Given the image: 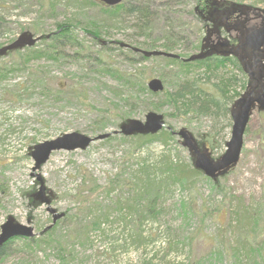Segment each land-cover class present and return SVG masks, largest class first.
Instances as JSON below:
<instances>
[{"label": "rangeland", "instance_id": "374dc122", "mask_svg": "<svg viewBox=\"0 0 264 264\" xmlns=\"http://www.w3.org/2000/svg\"><path fill=\"white\" fill-rule=\"evenodd\" d=\"M144 1L158 11L147 32L149 36L138 34L131 18L106 25L100 6L89 5L81 10L82 0H58L54 9L49 0H0L7 21L5 29H0V48L19 38L23 31L37 36L35 22L40 29L53 31L58 23L74 15L80 20L75 27L78 43L60 47L65 52L57 60L41 57L23 65L16 55L0 54V64L17 67L0 81V232L12 216L33 225L36 233L34 237L14 238L10 243L8 240L0 264H64L52 242H47L68 233L67 216L79 206L77 192H87L93 181L106 185L118 175L120 187L126 186L139 166H166L168 155L181 166H195V153L174 130L190 131L202 150L207 148L200 142L214 134L221 146L206 151L214 159L225 152L232 131L231 115L226 120L221 115L215 118L185 113L183 108L177 110L167 104L162 109L152 108L164 95L142 90L128 76L143 72L147 82L158 77L173 91L197 71L169 62L164 56H144L132 48L148 49L145 42H157L156 49H160L167 31L177 45L174 53L182 57L206 48V30L189 12L195 0ZM227 2L242 9L240 15L247 20H241L239 26L244 31L264 22V0ZM89 21L106 27L100 29V37L90 34ZM27 47L40 50L45 43L38 40ZM260 65L264 71V62ZM212 80L217 82L216 77ZM246 80V89L236 86L240 94L232 99L231 107L253 83L248 74ZM152 110L164 115V129L170 133L166 140L158 137L140 141L132 138L137 135L113 133L85 149L55 150L33 170L36 163L32 152L37 144L73 131L89 136L113 132L125 120H145ZM36 174L47 188L49 206L62 214L55 223L54 213L37 195L40 181ZM122 189L126 193L128 188ZM100 193L106 196L102 190ZM164 198L161 218L136 230L134 223L114 216V221L103 224L102 232L91 233L90 243L73 246L71 264H145L150 257L157 264H264V108L255 105L252 109L238 162L214 179L202 171L186 184L171 183ZM49 225L55 226V232L47 237L42 231ZM136 233L144 236L141 243H137ZM189 234L193 236L190 243L183 239ZM29 239L44 242L36 245Z\"/></svg>", "mask_w": 264, "mask_h": 264}, {"label": "trees", "instance_id": "16d2710c", "mask_svg": "<svg viewBox=\"0 0 264 264\" xmlns=\"http://www.w3.org/2000/svg\"><path fill=\"white\" fill-rule=\"evenodd\" d=\"M173 1L178 3L180 0ZM195 1V7L190 9L189 12L194 13V16L202 24V29L206 30V36L204 38V42H206L208 37L213 33L212 29L214 30L217 27V21L214 25L213 21L211 22L212 15H214L213 13H216V15L220 14L219 10L221 6L227 4V6L230 7L234 4L231 2L234 1ZM57 3L58 0H49V4L53 9ZM80 5H82L80 6L81 10L88 8L89 5H99L104 16H106L103 18L104 20L102 19L106 25L116 24V21L122 18H131L138 29V34L148 36L149 33L147 32H150L158 15V11L153 10L151 4L144 0H125L114 7L106 6L98 0H82ZM5 17V14L0 10V29H5L7 26ZM78 21L80 20L74 15L72 18L58 23L57 28L53 31L40 29L35 22V30L37 32L39 31L38 35H42V43H45V47L40 50H36L34 47H25L24 51L21 50V48H15L9 51L8 54L18 56L20 63L23 65H26L30 60L41 57L57 60L58 55L65 52V50L60 51V47L65 48L67 45L78 43L77 38H75V27H77L76 24ZM88 23L90 27L89 30L91 31L90 34L96 38L100 37V29L106 28L100 26L97 21H89ZM209 32H211L210 35ZM23 33H26V31H23L21 34ZM47 34L50 35L49 38L46 37ZM167 35V39L161 44L160 49L174 52L177 45L173 44L174 40L170 31H167ZM156 43L157 42L149 44L145 42L144 47L151 50L156 49ZM166 59L169 62L178 63V65L186 69L196 70L197 73L193 77L185 78V80L180 81L177 88L173 91H169L167 88L160 93H153L150 91L152 95H164L162 100L153 103L152 108L162 109V107L167 104L174 106L177 110L183 108L185 113L191 112L193 114L213 115L215 118L221 115L224 116L226 120H228L227 116H229V119L231 118V105L229 104L230 102L232 104V99L235 98V95L240 94L235 88L238 85L246 88L247 85L246 73L243 71L238 58L233 56L212 55L211 57L194 62H183L179 59L167 57ZM194 66L203 70L204 73L203 71L200 72V70L195 69ZM16 68L12 66L9 67L7 64H0V81L13 74ZM143 75V72H140L139 74L136 73L128 76L134 78L135 80H131L135 84H138L142 90H147V78ZM162 76L164 77L163 74ZM213 77H216L217 82L211 81ZM227 124L231 125V122ZM169 136L170 133L168 130L163 129L156 135L146 136L138 134L132 138L141 141L145 138L162 137L163 140H166ZM200 143H203L201 145L209 150H215L221 146L220 141L217 140L214 134H211L205 141H201ZM165 157L166 166H139L126 186H122L128 188L126 193L122 187H120L121 180L118 175L106 185H100L95 180L92 186L88 187L87 192L85 189L78 191L79 206L74 212L67 216L70 221L68 233L65 236L62 235V238L55 237L54 240L50 238L47 242H52L58 259L64 264H71L74 260L73 246L77 243H90L91 233L97 230L102 232L103 224L105 222L114 221L113 217L116 215L125 222L129 221L134 223L136 230L142 229L148 221H156L161 218L164 214V197L165 192L168 191V186L171 183L179 182L186 184L189 178L201 174L202 172L195 166H181L180 163H175L170 155ZM83 183H85V180ZM100 190H102L106 196L100 195ZM126 225L128 226V223ZM53 227L45 233L47 237H50L51 233L53 235L55 232V226ZM134 237L136 241L138 240L137 243H141L144 239V236L138 233H136ZM183 239L188 240V243H190L193 240V236L189 234V236ZM174 240H170L169 243H172ZM12 241L13 240L9 241V243ZM27 241L36 243V245L43 244L44 242H39L37 239H29ZM7 245L8 243L0 247V258L6 254L5 248ZM145 262V264H157L154 257L146 259Z\"/></svg>", "mask_w": 264, "mask_h": 264}, {"label": "water", "instance_id": "95a60500", "mask_svg": "<svg viewBox=\"0 0 264 264\" xmlns=\"http://www.w3.org/2000/svg\"><path fill=\"white\" fill-rule=\"evenodd\" d=\"M107 5H117L124 0H100ZM236 4H232L230 11L242 9L237 8ZM223 22L226 18L222 19ZM234 29L239 31V43L227 48L229 45L228 40L219 41L213 46L212 49L202 51L185 58V61H193L201 59L211 54L212 51L222 54L234 53L240 58L244 70L248 73L249 78L253 82L249 85V89L243 94L232 106L231 116L233 119L231 137L227 141V148L225 152L217 159H214L209 155L208 151L202 150L196 142L194 136L190 131L185 128H181L178 131H173L183 138L184 144L190 148L196 156L195 167L201 169L208 177L216 178L218 175L227 171L232 165H234L240 159L241 151L244 144V136L247 125L250 120L252 109L255 105L264 108V71L260 63L262 64V58L264 54V24L259 27H255L251 30L244 31L239 24ZM49 37V35H47ZM42 38L41 35L33 36L32 34L23 33L19 38L12 43L0 48V54L6 53L8 50L22 47L23 45H33L35 42ZM106 43V42H105ZM127 46V45H126ZM134 51H141L146 56L151 55H163L167 57L180 58L181 56L164 50H140L133 48ZM221 49V50H219ZM264 67V66H263ZM148 87L153 92H161L164 90V82L158 78H152L148 82ZM166 128V122L164 115L156 111H149L146 114L145 120L131 118L130 120L121 124L120 129L113 132L101 133L95 137L86 135L81 132L73 131L64 133L56 138L46 140L35 146L32 152V156L35 159V166L33 170H37L43 163H45L51 153L55 150L67 149H85L95 139H104L112 135L113 133L121 132L124 135L131 136L134 134H148L157 133L163 128ZM40 181L39 192L37 193L41 202L48 204V210L54 213V221L62 217L61 213H56V210L50 205V198L47 194V188L40 174H36ZM52 225L47 226L43 231H47ZM33 225L24 224L15 220L10 216L1 226L0 232V246L13 237H34L36 233Z\"/></svg>", "mask_w": 264, "mask_h": 264}, {"label": "flooded vegetation", "instance_id": "af4514ba", "mask_svg": "<svg viewBox=\"0 0 264 264\" xmlns=\"http://www.w3.org/2000/svg\"><path fill=\"white\" fill-rule=\"evenodd\" d=\"M226 7H227V5L221 6V8L219 10L223 14V19L226 18V21L223 22V20H216V16H217V19H219V14L213 15V17H212L213 20L217 21L219 26H217V28H215L212 31L213 36H210L209 42L207 43V45L214 46L220 40H223L224 38H227V37H228L227 39H229V41H231L230 44L236 42L237 35H235V34L233 35L231 33L228 34V33H226V31L228 30V32H230L232 30V28H234L241 20H243L244 16L241 17L239 10L230 11L231 9H229L228 7L226 8ZM263 23L264 22H261L260 25H262ZM260 25H258V26H260ZM263 54H264V50H263ZM1 246H3V245H1Z\"/></svg>", "mask_w": 264, "mask_h": 264}, {"label": "bare ground", "instance_id": "6f19581e", "mask_svg": "<svg viewBox=\"0 0 264 264\" xmlns=\"http://www.w3.org/2000/svg\"><path fill=\"white\" fill-rule=\"evenodd\" d=\"M243 15H241V17H242ZM243 19H246L245 17L243 18ZM247 20V19H246Z\"/></svg>", "mask_w": 264, "mask_h": 264}]
</instances>
